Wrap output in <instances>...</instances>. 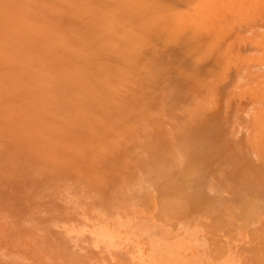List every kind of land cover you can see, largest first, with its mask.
I'll return each mask as SVG.
<instances>
[{
	"label": "rangeland",
	"instance_id": "374dc122",
	"mask_svg": "<svg viewBox=\"0 0 264 264\" xmlns=\"http://www.w3.org/2000/svg\"><path fill=\"white\" fill-rule=\"evenodd\" d=\"M0 264H264V0H0Z\"/></svg>",
	"mask_w": 264,
	"mask_h": 264
}]
</instances>
